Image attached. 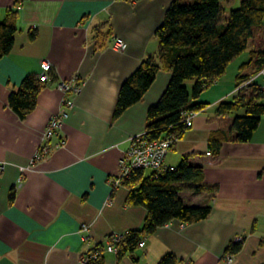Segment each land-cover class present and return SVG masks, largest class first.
I'll use <instances>...</instances> for the list:
<instances>
[{
  "label": "crops",
  "instance_id": "1",
  "mask_svg": "<svg viewBox=\"0 0 264 264\" xmlns=\"http://www.w3.org/2000/svg\"><path fill=\"white\" fill-rule=\"evenodd\" d=\"M225 1L228 17L242 0ZM172 2L0 0L2 20L9 9L17 12L14 47L0 59V264H81L96 245L105 248L112 234L143 228L147 206L131 202L132 189L115 186L114 178L133 138L145 133L148 110L165 91L171 72L160 70L142 99L119 117L115 110L123 82L147 57H157L156 31ZM116 37L126 41L124 50L113 48ZM252 49L195 100L207 106L166 159L177 167L189 155L191 163L204 167L194 185L205 189L196 192L185 184L180 196L191 206L210 205L209 216L160 226L144 236L143 247L121 258L103 249L104 264H158L170 253L177 256L176 264H226L227 247L243 237L230 264H264V115L251 140L236 142L226 136L233 134L237 113L218 112L220 103L242 92L236 77ZM42 60L53 64L51 81L22 119L9 95L26 76L40 74ZM74 76L81 90L68 95L72 105L53 139L64 137L66 145L34 161L49 118L62 107L58 84ZM257 81L264 84V76ZM212 138L223 140L218 157L209 154ZM84 223L90 226L88 241L81 232Z\"/></svg>",
  "mask_w": 264,
  "mask_h": 264
},
{
  "label": "trees",
  "instance_id": "2",
  "mask_svg": "<svg viewBox=\"0 0 264 264\" xmlns=\"http://www.w3.org/2000/svg\"><path fill=\"white\" fill-rule=\"evenodd\" d=\"M188 1L183 4L181 0H173L156 31L160 42L157 57L143 60L120 88L115 117L142 99L160 70L171 72L165 91L148 110L146 134L151 138L174 134L179 139L187 129L184 113L201 111L207 106L195 100L250 46L253 47L250 58L241 65L236 77L238 86L264 70V0H242L228 17L224 15L221 0ZM16 20L17 12L12 9L0 19V59L14 47ZM30 36L33 38L35 34ZM188 80H194L191 90L186 86ZM43 85L38 76L28 75L18 89L10 93L9 104L20 118L27 117L35 109ZM262 85L256 79L233 101L220 103V114L237 113L232 124L233 134L226 136V140L246 142L252 139L264 115ZM248 90L251 91L246 94ZM222 144V139L212 138L209 154L220 156ZM203 171L202 165L191 163L190 156L186 155L175 170L147 174V170L137 169L124 180L123 184L132 189L129 200L147 206L149 214L142 229L130 231L121 241L119 258L134 251L146 234L154 233L160 226L176 219L193 223L209 216L210 205L191 206L180 196L185 184L196 192L205 189V186L194 185ZM14 195L13 190L10 198ZM244 242L245 237L231 241L225 255L237 254ZM96 249L101 250L100 256L88 264H104L103 246L98 244ZM176 261L177 256L170 253L158 264H176Z\"/></svg>",
  "mask_w": 264,
  "mask_h": 264
},
{
  "label": "built area",
  "instance_id": "3",
  "mask_svg": "<svg viewBox=\"0 0 264 264\" xmlns=\"http://www.w3.org/2000/svg\"><path fill=\"white\" fill-rule=\"evenodd\" d=\"M127 47L126 41L121 37H116L114 40L113 48L116 50H124ZM41 72L38 75L39 80L42 83H47L51 81V72L53 69V64L49 60H42L40 63ZM264 74V70L259 74L255 75L249 81L239 85L238 89L247 88L250 84L254 83L255 80ZM81 83L78 82L76 76L61 80L58 84L60 90L63 91L64 97L62 100V107L58 113L52 114L49 118L46 127L43 131L42 141L39 149L36 152L34 161L44 159L48 156L53 149L62 148L66 145V140L64 137L58 138L57 142L53 143V139L59 136L62 130L63 121L67 116V110L72 105V101L68 98V95L73 93H78L81 90ZM262 90L264 91V85H262ZM198 114V111H187L184 113V121L186 127L189 128L193 125V119ZM178 140V137L174 134L169 135L164 138H151L145 133L137 135L133 138L130 147L127 149L125 154L121 157L119 162V171L114 178L115 186L123 184L124 180L128 178L134 170L144 169L151 173L159 174L168 170H175L176 167L168 166L166 163L167 156L172 149L174 143ZM3 166L0 165V170ZM22 178L19 179L18 185H21ZM182 222V221H181ZM179 224L184 225V223ZM89 224L84 223L81 226V232L86 241L89 240ZM125 234H112L108 238V242L103 247L104 250L109 252L118 253L119 244L126 237ZM144 237L139 246L143 247L145 245ZM101 254L100 249L94 247L91 251L83 255L81 264H88L91 260L97 259ZM234 260V255L227 254L223 257L222 261L226 264L232 263Z\"/></svg>",
  "mask_w": 264,
  "mask_h": 264
},
{
  "label": "rangeland",
  "instance_id": "4",
  "mask_svg": "<svg viewBox=\"0 0 264 264\" xmlns=\"http://www.w3.org/2000/svg\"><path fill=\"white\" fill-rule=\"evenodd\" d=\"M239 1H240V0H239ZM181 2L184 4V3H188L189 1H188V0H181ZM221 6L223 7L224 10H225L226 8L229 9L225 0H221ZM0 19L2 20L1 17H0ZM261 76H264V74L261 75ZM259 77H260V76H259ZM259 77H258V78H259ZM258 78H257V79H258ZM193 83H194V80H188V81L186 82V86L189 88V90H191ZM245 89H246V88H244L243 90H245ZM241 91H242V89H241ZM148 172H149V171H148Z\"/></svg>",
  "mask_w": 264,
  "mask_h": 264
}]
</instances>
